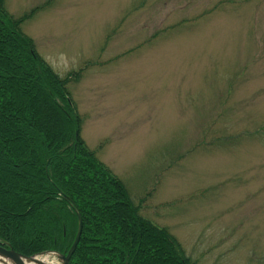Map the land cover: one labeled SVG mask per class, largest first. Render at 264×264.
<instances>
[{
    "label": "rangeland",
    "instance_id": "rangeland-1",
    "mask_svg": "<svg viewBox=\"0 0 264 264\" xmlns=\"http://www.w3.org/2000/svg\"><path fill=\"white\" fill-rule=\"evenodd\" d=\"M6 4L39 7L22 28L58 74L82 69L81 136L141 214L196 264H264V0Z\"/></svg>",
    "mask_w": 264,
    "mask_h": 264
},
{
    "label": "trees",
    "instance_id": "trees-1",
    "mask_svg": "<svg viewBox=\"0 0 264 264\" xmlns=\"http://www.w3.org/2000/svg\"><path fill=\"white\" fill-rule=\"evenodd\" d=\"M0 0V244L23 255L66 253L69 264H196L165 226L141 214L126 184L81 136L71 80L58 74ZM99 148V147H98Z\"/></svg>",
    "mask_w": 264,
    "mask_h": 264
},
{
    "label": "water",
    "instance_id": "water-1",
    "mask_svg": "<svg viewBox=\"0 0 264 264\" xmlns=\"http://www.w3.org/2000/svg\"><path fill=\"white\" fill-rule=\"evenodd\" d=\"M81 230H82V220L80 215L77 213V230H76V234L74 237V240L71 244V246L69 247L68 251L64 254V253H57V252H53V251H44V252H40L31 256H26L23 254H20L16 251H14L10 245L6 244H0V264H25V260L30 261H37L35 259V257L39 256V255H44V254H50V255H54L60 263L58 264H69V260L73 254V252L75 251V248L78 244L80 235H81ZM38 264H44L42 262L38 261Z\"/></svg>",
    "mask_w": 264,
    "mask_h": 264
},
{
    "label": "bare ground",
    "instance_id": "bare-ground-1",
    "mask_svg": "<svg viewBox=\"0 0 264 264\" xmlns=\"http://www.w3.org/2000/svg\"><path fill=\"white\" fill-rule=\"evenodd\" d=\"M49 256H50V254L39 255V256L35 257V259L37 261L25 260L24 262H25V264H38V261H39V262H42L44 264H53L52 262L49 261ZM54 264H56V263H54Z\"/></svg>",
    "mask_w": 264,
    "mask_h": 264
}]
</instances>
